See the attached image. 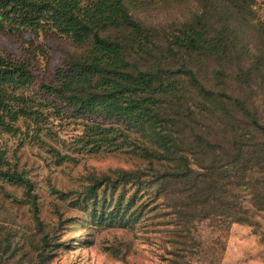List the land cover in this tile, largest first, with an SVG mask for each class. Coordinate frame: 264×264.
<instances>
[{"label":"rangeland","instance_id":"374dc122","mask_svg":"<svg viewBox=\"0 0 264 264\" xmlns=\"http://www.w3.org/2000/svg\"><path fill=\"white\" fill-rule=\"evenodd\" d=\"M123 2L152 34L121 29L101 36L126 46L132 70L225 67L245 93L231 89L232 100L215 106L176 79L184 97L168 104L172 118L157 130L166 138L99 118L116 130L100 151L85 145L92 123L65 97L60 112L52 101L40 105V132L27 119L16 135L0 128L5 167L28 184L0 179V264H264V133L233 104L245 100L264 124V0H254L253 13L238 17L221 12L215 0ZM229 23L234 32L225 38H234V50L222 63L173 53L174 37L187 28L204 27L214 36ZM91 50L52 31L35 37L0 27V55L31 68L34 88L39 82L57 88L65 62ZM146 151L160 157H146ZM183 165L192 171L187 179L176 177ZM121 171L139 179L117 182ZM94 185L97 194H91ZM118 201L128 207L130 227L99 219Z\"/></svg>","mask_w":264,"mask_h":264},{"label":"trees","instance_id":"16d2710c","mask_svg":"<svg viewBox=\"0 0 264 264\" xmlns=\"http://www.w3.org/2000/svg\"><path fill=\"white\" fill-rule=\"evenodd\" d=\"M215 1L221 12L232 11L236 17L253 13L254 0ZM6 25L12 31H24L35 37L41 32L52 31L70 37L79 46L88 44L92 48L87 57L65 62L64 69L58 72L57 88L42 82H39L38 88H34L35 78L31 68L0 55V128L15 135L21 131L17 124L23 119L32 120V129L40 132V119L44 116L39 112L40 105H49V101H52L53 107L60 112L61 101L65 97L67 105L76 115L92 123V132L87 135L85 145H92V150L100 151L109 144V135L115 134L116 130L112 126L104 127V122H99V118L103 121L123 120L130 126L154 132L159 139L166 138L157 130L158 127L163 129V124L172 118L168 104L184 97L177 94L176 79H184L205 103L215 106L221 104L224 98L232 100L233 96L229 94L231 89L242 96L245 93L242 84L236 86L229 81L233 77L227 74L225 67L212 70L201 68L198 73L185 67L132 70L126 46L101 36V32L121 29L152 34L151 30L143 29L134 20L123 0H0V27ZM228 30H234L231 23L214 36L209 35L204 27H189L174 37L173 53L187 55L207 65L211 61L222 63L232 56L234 50V38H230V35L225 38ZM208 80L214 85L208 87ZM33 89L41 93L33 94ZM53 91L58 94L49 99ZM233 104L248 115L257 130L264 133V124L247 107L245 100L233 99ZM5 155L0 149V179L13 185H28L17 170L5 167L8 164ZM146 157L158 159L160 156L146 151ZM181 169L182 172H176V177L187 179L192 174L189 166L183 165ZM118 175L117 182L121 180L127 185L132 177L139 179L137 173L121 171ZM90 191L97 194V186L94 185ZM225 205L223 201L219 207ZM127 213L128 207L118 201L112 210L103 217L99 216V219L116 227L127 228L132 220Z\"/></svg>","mask_w":264,"mask_h":264}]
</instances>
